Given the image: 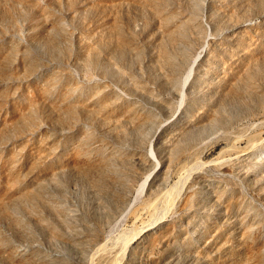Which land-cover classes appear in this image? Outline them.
<instances>
[{
  "label": "rangeland",
  "instance_id": "374dc122",
  "mask_svg": "<svg viewBox=\"0 0 264 264\" xmlns=\"http://www.w3.org/2000/svg\"><path fill=\"white\" fill-rule=\"evenodd\" d=\"M0 137V180L8 161L28 185L0 203V244L27 264H253L264 0H0Z\"/></svg>",
  "mask_w": 264,
  "mask_h": 264
},
{
  "label": "bare ground",
  "instance_id": "6f19581e",
  "mask_svg": "<svg viewBox=\"0 0 264 264\" xmlns=\"http://www.w3.org/2000/svg\"><path fill=\"white\" fill-rule=\"evenodd\" d=\"M198 59H199V56H197L195 58V60L193 61L192 65L188 69L186 77L183 81L182 89L180 92L181 104H183L182 101H183L184 97H182V96H184L185 94L184 95H182V94H183L184 88H186V84H187L186 82L191 79L190 75H191V73L193 74L194 67H195V64L197 63ZM1 138L2 137H0V140H1ZM151 147H152V145H151ZM150 149H152V148H150ZM152 151L149 150V152H150L149 156L151 158L150 163H151L153 169L151 170V172L149 174H147L143 178V180H142L143 182L141 184H139V183L137 184L135 191L138 193H139V189L142 190L145 187V185L148 186V184L150 183L152 175L158 170L159 162L154 157L155 155L153 154L154 152H152ZM231 154H239V151H234V152L230 153L229 155H231ZM10 167L11 166L9 165V162L7 161L2 165V168H1V172L4 175V180L3 181L0 180V203L1 204H4L5 200L14 199L15 197H20L21 195H23L25 193L26 189L28 188L27 183H21L20 182V172L11 170ZM12 183H13V185H12ZM137 187H138V189H137ZM134 194H135V192H134ZM223 203H224V206L226 207V209L230 212V209L233 207V202L229 200V201H224ZM171 228L172 227L169 224H164L161 227L160 231H158L156 233L155 232L147 233V235H145V238H144L143 247L146 249H152L156 245H159L162 247L167 246L169 244V242L171 241V239L173 238V232H172ZM146 229H147V226H144L140 233H145V231H148ZM213 230H214V235H213V239H212L213 245H226V244H228L229 240L224 237V234L222 231L216 229L215 227H213ZM136 242H137L136 243L137 245L140 244V241H138V239ZM241 245H242L243 251H245L246 255H248L251 258V260L253 261V264H262L263 263L264 255H263V252L261 251L260 248H257V246H255V245L252 246L246 240H243ZM102 247H103V249L101 248V250H104L105 249L104 245ZM105 251H107V250H105ZM107 253H108V251H107ZM107 253H103V255L100 258V262L103 264L111 263L115 259V257H118L120 250H115L114 252H111L108 254ZM0 256L8 258L13 263L27 264L30 262L29 259L23 257V255L20 253L19 249L14 248V247L5 249L4 247H2L1 244H0Z\"/></svg>",
  "mask_w": 264,
  "mask_h": 264
}]
</instances>
